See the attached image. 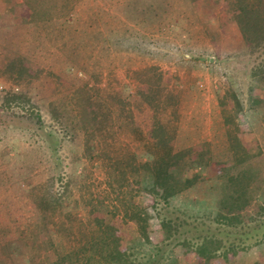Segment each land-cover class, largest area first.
<instances>
[{
    "label": "rangeland",
    "instance_id": "1",
    "mask_svg": "<svg viewBox=\"0 0 264 264\" xmlns=\"http://www.w3.org/2000/svg\"><path fill=\"white\" fill-rule=\"evenodd\" d=\"M0 1V11H5L10 4L15 9L12 12L16 13L14 17L23 15L30 21V18L38 19L32 14L28 17L27 9L25 14L19 12L24 0ZM243 4L238 0H75L73 17L80 24L69 28L61 40L53 39L50 29L45 31L36 24L14 30H11L13 25H8L9 33L4 36L0 32V60L5 47L20 52L28 59L33 75L29 82L22 81L21 85L15 86L0 73V92L10 87L26 92L35 101L34 107L39 109L44 125L49 126L57 141L61 140V145H56L59 149L52 156L42 132L37 134L29 121L19 118L8 120L10 127L0 132V264H28L25 255L30 245L27 244L31 232H38L36 225L39 218H43L34 199L49 187L51 180L54 181L50 188L52 194H62L67 210L72 212L71 218H77L87 226L94 216L104 218L118 229L121 246L135 241L131 244L132 251L128 249L131 260H140L144 264L146 259L141 254L165 237L160 220L167 216L166 209L156 204L158 199L152 194L140 191V185L131 181L134 176L128 181L132 185L122 187L119 195V188L115 184L109 185L113 173L106 166L107 157L117 155L121 158L128 154L127 150L142 154L138 139L132 135L130 128L123 127V117L117 123H121V128L112 124L108 127L110 135L106 141L111 144V152L107 151V155L103 156L106 161L97 156L96 139H92V147L88 150L82 144L84 135L80 132L74 145L72 138L50 118L47 102L61 100L82 82L102 88L103 92L105 89L113 91L116 94L112 95L115 105L124 106L128 120L131 119L134 126L138 125L141 136L150 141L154 139V127L172 116L171 107H167L166 103V95H169L171 101H176L177 120L170 124L176 125V129L173 132L169 128V132L164 134L162 131L161 140L168 139L176 147L191 146L198 152L210 149L211 156L219 159L223 157H219V153L225 145L223 133H218L216 124L220 120L218 99L220 95L224 97V90L229 88L226 81L232 78L240 87L244 104V111L239 116V131L237 135L233 132V135L241 140L243 148H252L253 153L260 151L256 160L264 163V123L254 110V104L251 107L248 102L252 95L263 96L264 87L256 89L247 75L252 65L250 61L264 63V46L248 57V41L244 39V36L256 39L264 35V13L254 11L246 18L238 10ZM9 12L7 10V14ZM12 13L0 15V23L14 20ZM5 18L7 21H3ZM243 18L246 27L252 26L254 20H260L262 26L244 33ZM87 24H91L92 31L100 33V42L95 48V42L89 46L88 40L86 44V35L81 32ZM111 32V36H121V45L114 47L107 43L108 39L101 40ZM70 37L79 43L85 41L80 58H84L81 63L86 67L82 70L69 67V73H61L60 68L66 66L65 55L69 53L60 49V43L69 41ZM175 47L183 58L175 55ZM99 93L102 94L101 91ZM231 93L229 90V96ZM163 106H166L165 110H161ZM256 106L262 107L259 103ZM15 109L19 111V108ZM13 142H16V147ZM240 152L236 150L235 154ZM58 162L59 166L56 165ZM218 166L215 163L213 168ZM211 170L212 167L207 166L189 171L190 174H198L197 180L193 186L169 199L168 210L172 211L169 217L178 215L188 221H204L211 226V230L218 226L214 219L218 213L224 214L227 208L220 199L224 184ZM64 183L68 184L65 193ZM256 198L248 193V200H242L248 207L239 212L237 220L233 221L236 229L243 228L244 232L254 229L257 221H250L249 218L261 216L256 215ZM135 205L144 206L149 216L146 219L148 241H142L137 223L123 215L124 206L132 209ZM90 206L96 209L93 214L88 212ZM48 218L55 223L63 217L52 213ZM77 224L78 220L73 219L72 223L67 222L66 227L71 229L70 225H73L75 230ZM198 226L204 227L199 223ZM234 234H228L229 238L232 239ZM220 236L224 237V234ZM56 241L65 246L71 242L61 231ZM10 242H14V246ZM258 253V264H264V247ZM232 257L233 253L229 255L230 260L217 257L208 264H241L234 262ZM170 258L178 264L198 261L194 253L184 252L180 245L169 246L164 261L159 264L170 262Z\"/></svg>",
    "mask_w": 264,
    "mask_h": 264
},
{
    "label": "trees",
    "instance_id": "2",
    "mask_svg": "<svg viewBox=\"0 0 264 264\" xmlns=\"http://www.w3.org/2000/svg\"><path fill=\"white\" fill-rule=\"evenodd\" d=\"M238 1L244 3V6H239L238 10L246 18L251 16L250 14L254 11L264 13V0ZM26 9L28 10V14H26L28 17L32 14L36 15L38 19L33 20L30 18V21L29 18H25L23 15L14 17L16 13L12 12L15 9L10 7V4L5 11H0V15L3 16L12 13V18L14 19H8V21L7 18L3 19V21L7 22L0 23L2 35L5 36L6 33H9V27L12 25L11 30L36 24L45 31L50 29L54 36L53 39L56 37L61 40L69 28L80 24L73 17L75 13V0H24L23 5L20 4L19 12L25 14ZM7 10L10 11L9 14H7ZM40 21L43 24H39ZM259 21L254 20L252 21V26L247 25L246 27L245 18H243L241 21L243 23V25L241 24L243 26L242 31L250 33L257 27H261L262 24ZM8 25L10 26L8 27ZM87 28L89 30L86 33ZM91 28V24H87L86 27L81 28V32L84 36L86 35L84 39L86 44L88 40L89 46L95 42L93 46L95 48L99 44L101 36L99 32L92 31ZM69 32L71 33V31ZM111 35L112 32L103 36L101 40L105 41L108 39L107 43L109 45L112 44L114 47H117V44L121 45V36L114 37ZM244 39L248 41L246 43L248 57L255 54L259 48H262V45L264 46V35L256 39L244 36ZM84 43H79L78 40H73L72 38L69 41L65 40L60 43V49L64 53H69L65 55L64 61L66 66L60 68L61 73H69V67L81 70L83 67H86L81 63L84 58H80L82 44ZM67 48L70 50L65 51ZM175 48L177 51L175 55L183 58L180 50L177 47ZM2 54L0 73L11 80L15 86L21 85L22 81L29 82L33 75L30 73L28 67V59L22 56L20 52L6 47L2 49ZM243 54H245V51H243ZM18 55L20 56L19 58H17ZM250 63L252 65L247 72L248 78L253 82V86L256 89H262L264 87V63H252L251 61ZM226 82L229 88L224 90V97L220 95L218 99L220 120L216 124L218 125V133H223V143L225 145L219 153V157H223L219 159L211 156L212 152L210 149L198 152L191 146L190 148L189 146L176 147L168 139L166 141L161 140L162 131L164 134L165 131L169 132V128L173 132L176 129V125L170 126L171 123L177 120L176 101H171L169 95H166L168 97L166 103L167 107H171L172 116L166 118L164 123L157 124L156 128L154 127L152 134L154 137L153 142L141 136L142 131L139 126H134L131 119L128 120L124 106L115 105V99H112L115 98L112 96L115 93L108 89H105L106 91L103 92L102 88L82 82L69 92L67 96L60 98L61 100H55V103L47 102V112L50 118L61 126L63 133L72 138L73 144L80 132L84 135L82 144L88 150L92 147V139H96L97 156L102 157L104 160L105 157L103 156L107 155V151L111 152V144L106 141V138L110 135L108 127L111 124L116 126L121 117H123V127L130 128L132 135L140 142L142 154L138 155L127 150V155L121 158L117 155L110 156L105 161L106 166L113 173L111 174L109 185L115 184L119 188L117 190L118 195L121 194L122 187L131 186V183L135 182L140 185V191L152 194L158 199L156 204L166 209L167 216H164L160 220L165 237L159 240L148 252L141 254L146 259L144 264H159L163 262L167 249L172 245H180L184 252L194 253L198 257V261L194 262V264H208V261L217 257L230 260L229 255L231 253H233L232 259L234 262L258 264V251L264 247V218L261 217H264V163H262L263 161L256 160L258 154H261L260 151L253 153L252 148H243L241 140L236 136L240 125L239 116L244 111V104L241 100L242 93L240 87H237L238 85L235 84V80L228 78ZM229 90L232 91L231 97L229 96ZM227 98L230 99V102L227 101ZM248 102L251 107L254 104V110L258 113L259 119L264 123V94L260 97L252 95L248 99ZM34 103L33 98L26 92H18L13 87L1 91L0 132L10 127L8 120L19 118L29 121L32 123V127L37 134L40 131L42 132L45 144L53 156L56 154L57 149H59V146L56 147V145H61V140L57 141L49 126L44 125L39 109L34 107ZM257 103L261 104L262 107L256 106ZM15 108H19V111ZM163 109L165 110L166 106H163L161 110ZM104 115L105 117H103ZM114 115L115 118L112 119ZM122 125L119 123L117 126L121 128ZM233 132H236V135H233ZM158 136H160L159 139ZM13 143L16 147V142ZM256 147L259 150V146L256 145ZM236 150L242 152L236 155ZM215 163L219 164L216 169L213 168ZM56 165L59 166V162ZM207 166L212 167L211 171L213 175L220 178L224 184V191L221 192L220 199L223 200L227 208L224 214L218 213L216 215L214 221L218 223V226L214 230H211V226L206 225L204 221L198 222L204 226L200 228L198 223L195 222L196 219L188 221V219H181L178 215L169 217L172 211L168 210L169 199L195 184L198 174H190L189 171L197 167L204 169ZM237 167L238 170H236ZM131 176H134V178L129 183V177ZM58 179L61 180V176H58ZM53 182L51 180L48 183L49 187L45 188L34 199L43 218H39V222L36 225L38 232H31L29 244H27L30 245L29 252L25 255L28 264H143L140 260H131L129 258L131 254L128 249L132 251L133 247L131 244L135 241L121 246L117 233L118 229L112 222L94 216L89 220V226H87L79 219L71 218L73 217L72 212L67 210L62 194H52L50 188ZM67 185L65 183L63 185L64 193L67 191ZM111 187L113 188V186ZM248 193H252V197H257L255 201L258 210L256 211V215H261L257 218L253 216L249 218L250 221H257L253 229L255 232L253 230H246L244 232L243 228L236 229L232 225L235 224L233 221L237 220L238 213L243 211L246 206L248 207L246 202L242 201L244 199L248 200ZM89 208H91L88 211L90 214H93L96 210L93 206ZM116 211L113 212V215ZM123 211L125 218L137 223L142 241H148L146 219L149 216L146 208L135 205L132 209H129L128 206H124ZM52 213H56L58 217L63 218H58L59 221H55L54 223L51 218H48ZM175 213H177V210H175ZM259 217L262 220H256ZM73 219L78 220L75 230L73 225H70L71 229L66 227L67 222L71 221L72 223ZM50 224L53 225L51 226L52 228L49 227ZM224 226L226 227L224 228ZM229 226L231 227L228 228ZM232 228H235V230H232ZM60 231L67 238H70L71 242L67 246L56 241L57 234ZM233 232L235 236L230 239L229 235ZM258 232H260L259 236H257ZM188 234H190V237H188ZM223 234L224 237L220 236ZM251 239L254 240L249 242ZM9 244L14 246V242H10ZM35 247H37V250L33 251ZM1 261L4 260L1 259ZM166 264L178 263L174 258H170V262Z\"/></svg>",
    "mask_w": 264,
    "mask_h": 264
}]
</instances>
